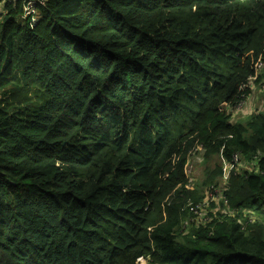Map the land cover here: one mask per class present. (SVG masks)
<instances>
[{
  "label": "trees",
  "instance_id": "1",
  "mask_svg": "<svg viewBox=\"0 0 264 264\" xmlns=\"http://www.w3.org/2000/svg\"><path fill=\"white\" fill-rule=\"evenodd\" d=\"M24 7L0 0V264H264V0Z\"/></svg>",
  "mask_w": 264,
  "mask_h": 264
},
{
  "label": "built area",
  "instance_id": "2",
  "mask_svg": "<svg viewBox=\"0 0 264 264\" xmlns=\"http://www.w3.org/2000/svg\"><path fill=\"white\" fill-rule=\"evenodd\" d=\"M23 1L25 2L24 16L30 18L32 23H35L37 21L38 5L43 4L48 0H23ZM233 162L238 164L237 172L253 171L255 169L253 163L247 162L244 159V157L241 155H235V157L233 158ZM224 165H225L224 171L226 172V177L224 178V181H226L231 173L232 165L227 161H225ZM219 194H220L219 192H217L214 188H212L208 191V198L205 202L200 204H194L192 202H189L186 208L191 215L190 222L194 223L195 225H198L196 223V220L203 222V225H205L206 223H210L211 220L209 219L207 208L209 204L212 203L215 200L216 196ZM227 203L228 201L225 200V204Z\"/></svg>",
  "mask_w": 264,
  "mask_h": 264
},
{
  "label": "clouds",
  "instance_id": "3",
  "mask_svg": "<svg viewBox=\"0 0 264 264\" xmlns=\"http://www.w3.org/2000/svg\"><path fill=\"white\" fill-rule=\"evenodd\" d=\"M202 160V159H201ZM198 163H200V161H198V162H196V164H198ZM250 163H252V162H250ZM254 164V163H253ZM191 173H193V165H191L190 166V168H189V175L193 178L194 176H192V174ZM225 174H226V172H225ZM231 174V173H230ZM197 178H198V175L196 176ZM225 177H226V175H225ZM224 177V178H225ZM229 177H230V175H229ZM229 177H228V179H229ZM227 179V180H228ZM226 180V181H227ZM225 181V182H226ZM212 188H214L215 189V187H210V188H208V189H206V191H205V195H204V199L201 201V202H197V203H194V204H200V203H203V202H205L206 200H207V198H208V191L210 190V189H212ZM217 188V187H216ZM218 189V188H217ZM222 193L223 192H220V194L219 195H217L216 196V198H215V200L212 202V203H210L209 204V206H208V208H207V212H208V214H209V219L211 220V222H212V217H211V214L213 213V214H216L217 213V211H218V208H216L215 206L219 203V201H221V200H224V203H225V199H224V197H222L221 195H222ZM193 203V202H192ZM228 204V203H227ZM226 204V205H227ZM188 213H189V211H188ZM221 213L222 214H224V215H234V212L232 211V210H228V209H222L221 210ZM189 217H191V215H190V213H189ZM210 222V223H211ZM206 224H209V223H206ZM205 224V225H206Z\"/></svg>",
  "mask_w": 264,
  "mask_h": 264
},
{
  "label": "rangeland",
  "instance_id": "4",
  "mask_svg": "<svg viewBox=\"0 0 264 264\" xmlns=\"http://www.w3.org/2000/svg\"><path fill=\"white\" fill-rule=\"evenodd\" d=\"M26 18H28V17H26V16H24V19H26ZM198 161H200V163H198V164H196V163H193V173H191L192 174V176H194V177H196L197 175L199 176V175H201V173H202V165H201V159H199V158H197V159H195V162H198ZM254 167H255V169L253 170V171H241L240 173H237V174H243V173H245V172H253V173H259V169L256 167L257 165H256V163L254 162ZM225 166V165H224ZM215 190L217 191V192H221L219 189H217L216 187H215ZM196 223L198 224V226H197V228L198 227H200V226H202L203 225V222H200V221H197L196 220ZM189 224V222L188 223H186L185 224V226L186 225H188Z\"/></svg>",
  "mask_w": 264,
  "mask_h": 264
}]
</instances>
